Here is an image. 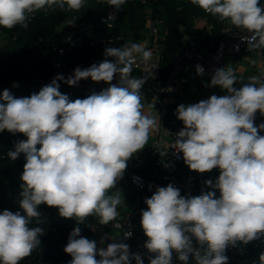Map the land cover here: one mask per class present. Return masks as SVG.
<instances>
[{
    "label": "clouds",
    "instance_id": "1",
    "mask_svg": "<svg viewBox=\"0 0 264 264\" xmlns=\"http://www.w3.org/2000/svg\"><path fill=\"white\" fill-rule=\"evenodd\" d=\"M85 3L0 0V27H26L30 16L46 7L79 11ZM107 3L118 11L126 0ZM191 3L246 31L249 51L264 49V6L259 0ZM74 23L67 21V25ZM104 56L103 61L87 68L77 66L67 78L57 75L30 96L17 98L9 89L0 93V132L27 137L7 154L11 160L25 155L18 201L24 214L0 211V264H20L40 246L45 230L30 227L41 215L40 205L56 208L61 217L74 218L77 225L89 217H95L99 225H108L118 217L124 199L120 190L109 194L110 190L117 187L127 162L144 149L161 121L159 114L143 111L141 89L147 77L132 76L138 59L146 65L152 60L146 42L106 47ZM196 73L204 75L203 67L197 65ZM89 78L109 86L74 101L59 91L58 81L76 86ZM114 79L116 83H112ZM249 81L237 89L233 68H217L205 86H219L226 95L213 94L177 107L175 114L184 127L175 134L172 147L182 154L190 170L206 173L219 169L220 174L214 184L205 181L213 190L200 195L185 197L169 183L158 186L145 199L147 210H141L140 224L147 237L143 246L155 254L149 258L150 264H171L173 250L184 264L190 255L196 264H228L225 251L230 245L248 244L264 235V135H260L264 123L255 124L258 112L264 116V81L256 76ZM123 235L129 238L132 233ZM193 237L200 247H194ZM64 252L72 258L68 264H132L133 260L143 264L141 255L130 253L126 243L98 247L95 240L81 235L79 226L70 232ZM259 262L264 264V253Z\"/></svg>",
    "mask_w": 264,
    "mask_h": 264
},
{
    "label": "trees",
    "instance_id": "2",
    "mask_svg": "<svg viewBox=\"0 0 264 264\" xmlns=\"http://www.w3.org/2000/svg\"><path fill=\"white\" fill-rule=\"evenodd\" d=\"M144 1L126 0L124 4L126 6L124 16L130 21L133 43L139 41L146 31V17L138 10L141 7L140 3L147 6L143 3ZM259 2L261 6H264V0H259ZM147 3L152 10V18L163 20L167 29L163 38L164 48L158 62V76L150 75L143 67L132 71L137 78L147 77L141 92L149 95L164 86L174 56L187 45L186 36L194 40L201 52L214 51L219 45L227 22H222L205 13L193 5L191 0H147ZM111 8L108 3L86 0L85 6L79 11L67 10V8L62 10L53 6L48 10L37 11L27 27L17 25L11 30L0 27V35L7 33L15 38V45L10 52L6 53L0 48V93L4 89H9L17 98L27 97L38 93L43 86L51 83L50 77L54 72V67H49L45 63H47L48 56L53 54L59 28L64 25L68 26L67 21L69 20L75 21L69 26L79 30L72 34L69 48L63 58L65 73L73 74L77 66L87 68L92 57L105 59L106 47L125 45L122 28L117 23L108 25L102 22V18ZM200 20L206 21V24L211 25L212 28L209 31L197 28V22ZM14 83H17L19 87L14 88ZM103 89L105 88H100L96 93ZM59 91L68 95L73 101L91 95L77 92L66 83L59 84ZM22 137L26 136L22 133L13 134L7 130L0 132V211L4 210L2 201L12 202L21 191L20 176L26 163L25 155L21 153L16 160H11L7 154L14 150L15 143ZM135 170L147 178H158L166 182L165 173L156 166L152 158ZM195 173L184 163L176 176L182 180L195 181ZM63 221L77 223L74 218H63ZM248 244V263L260 264L259 256L264 253V235Z\"/></svg>",
    "mask_w": 264,
    "mask_h": 264
},
{
    "label": "built area",
    "instance_id": "3",
    "mask_svg": "<svg viewBox=\"0 0 264 264\" xmlns=\"http://www.w3.org/2000/svg\"><path fill=\"white\" fill-rule=\"evenodd\" d=\"M101 3H107V0H96ZM46 10L50 8H45ZM149 12L152 10L148 8ZM37 12L32 14L27 21L33 19ZM125 14V7L122 6L120 10L110 9L108 14L102 18V22L108 25H113L117 20ZM223 29V36L219 42L218 47L211 52L203 53L198 49L194 40L191 37H186L187 45L183 50L178 52L173 60L170 69L169 76L164 86L153 92L152 94H143L144 100L142 101L145 108L157 110V114L160 116V126L156 133H151L149 140L144 149L135 153L129 161V169L124 172L123 177L118 181L117 187L110 190V193H114L120 190L124 202L118 206L119 215L113 222L108 225H99L98 220L95 217H89L84 223L77 225L64 222L63 218L58 213V210L54 207H48L47 205H40L39 211L41 213L38 219L34 218L30 224V227H42L45 230V234L41 236V244L36 248L32 254L23 259L20 264H68L72 259L70 255L64 252V248L68 242L70 232L74 227L79 226L81 229V235L95 240L98 247L106 248L109 243L123 242L129 245V251L133 254H140L143 260V264H150L149 258H154L155 254L148 252L144 248V244L147 240L143 229L140 224L141 210H147L145 199L150 198L155 189L160 187H166L169 183L179 188L181 195L197 196L202 192L213 190L205 184V181L211 180L213 184L218 179L220 174L219 169H213L206 173H195L196 180H182L176 175L180 168L184 165L182 154H177L176 149L172 147L176 139V133L183 127L182 121L177 119L175 114L177 107L183 104L181 94V75L186 66H192L196 73V66L200 65L204 69V75L208 76L211 80L212 74L217 68H225V58L228 53L232 54H244L255 53L258 61L261 64L262 76L264 78V49H254L249 51L245 37L249 35L243 29H238L235 26H231L228 21ZM149 30L151 36H157L159 34V28L155 25ZM25 27V26H24ZM27 27V26H26ZM70 29L73 32H78L79 29L73 26ZM71 36L67 33L62 34L58 38V42L54 47L53 67L54 73L50 80H53L57 75H63L65 78L72 75L65 73L63 70V58L70 45ZM104 59L100 57H92L87 65L91 66L93 63H99ZM157 63L149 62L147 65L139 59L134 64L133 69L145 68L150 75L157 77L158 73H154V66ZM197 74V73H196ZM132 76L136 77L133 72ZM137 78V77H136ZM116 79L112 83H116ZM59 84L64 83L58 81ZM109 85L105 82H93L90 78L81 80L76 86H71L72 89L82 94L96 93L100 88H107ZM168 89H171L170 91ZM154 105V107H149ZM144 111V110H143ZM264 123V116L259 112L256 114L255 124ZM260 135H264V131L260 132ZM27 137H22L17 140H26ZM149 158L155 161V164L159 169L165 173L166 182L161 181L158 178H147L141 173L137 172L135 168L144 164ZM220 192L216 190V197L219 198ZM19 194L13 201H2L3 209H7L12 212L23 210L19 206ZM120 224L121 227L115 228V224ZM129 231L132 233L131 237L125 238L123 233ZM107 237V238H106ZM114 238V239H113ZM104 240L101 244L100 241ZM194 247H200L193 237ZM206 247V246H205ZM249 244H243L237 242L235 247L229 246L225 255L228 257V264H249L247 260ZM99 259V257H97ZM135 264V260L132 261ZM171 264H184L178 258V254L173 250V258ZM188 264H196L195 258L189 256Z\"/></svg>",
    "mask_w": 264,
    "mask_h": 264
},
{
    "label": "crops",
    "instance_id": "4",
    "mask_svg": "<svg viewBox=\"0 0 264 264\" xmlns=\"http://www.w3.org/2000/svg\"><path fill=\"white\" fill-rule=\"evenodd\" d=\"M143 3L147 4L146 8H147V12L149 13V16L146 17V27L149 26V29H147L144 32L142 38H140L139 41H137L136 43L146 42V47L152 51L153 56L155 57L152 58L150 62L157 63V65L154 66L153 68L154 73L156 74L158 73L159 70L158 62L161 57V52L163 51L164 48L163 38L167 32V29L165 22L163 20H154L152 18V13H150L148 10L149 3H147V0H145ZM154 22L156 23L155 25L159 28V34L157 36H151L149 34V30L151 29V26H153ZM197 28L205 29L206 31H209L212 28V26L207 25L206 21L200 20L197 22ZM131 38H133V36ZM224 64L225 67L233 68L238 78V83L234 85V87H236L237 89L242 86V83L250 82L249 81L250 77L256 76L261 78L262 76L261 64L258 61L255 53L253 52L238 54V55L228 53V55L225 58ZM181 80H182L181 94L184 105L194 104V103H198L201 100H206L213 94L218 96L227 94L226 90H222L219 86L206 87L205 85L210 84L211 80L206 75H202V76L197 75L193 70L192 66L185 67L181 75ZM144 112L145 114L151 113L152 115H158L157 110L155 109L152 110L150 108H145ZM158 130L159 127L156 130H153L151 133H156L158 132ZM128 167H129V162H128ZM127 169L129 168H126L125 171H127Z\"/></svg>",
    "mask_w": 264,
    "mask_h": 264
},
{
    "label": "rangeland",
    "instance_id": "5",
    "mask_svg": "<svg viewBox=\"0 0 264 264\" xmlns=\"http://www.w3.org/2000/svg\"><path fill=\"white\" fill-rule=\"evenodd\" d=\"M141 7L138 8V10L140 11L141 14H143L145 17L149 16V13L147 12V8L144 4L140 3ZM124 7H126L125 5H123ZM121 20L117 21V25H119V27L122 28L123 30V37H124V41L125 44H129V43H133V38L132 37V29H131V24L130 21L127 17H125L124 15L121 16V18H119ZM72 27L68 26H61L56 34V44L58 42V38L62 35L68 32V34L70 36H72V34L74 33L72 29H70ZM149 29V26L146 27V30ZM162 30V28H161ZM15 43V38H13V36L8 35L7 33H3L0 35V48L2 50H4L6 53L10 52V49L14 47ZM155 56H152V58H154ZM53 58H54V50H53V54L51 56H48L47 59V63H45V65L49 66V67H53ZM44 65V66H45ZM54 73V72H53ZM53 76V74H52ZM51 76V77H52ZM50 77V78H51Z\"/></svg>",
    "mask_w": 264,
    "mask_h": 264
}]
</instances>
